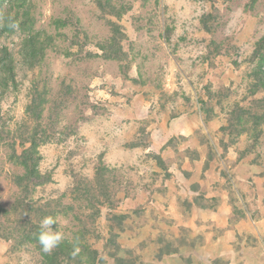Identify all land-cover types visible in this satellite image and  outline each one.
<instances>
[{
    "label": "rangeland",
    "instance_id": "obj_1",
    "mask_svg": "<svg viewBox=\"0 0 264 264\" xmlns=\"http://www.w3.org/2000/svg\"><path fill=\"white\" fill-rule=\"evenodd\" d=\"M98 4L0 0L6 14L28 13L23 27L30 30L9 36L7 30L0 37V49L12 48L17 70L9 87H0V264H44L35 246L16 243L21 228L10 235L18 191L13 179L20 171L10 160V140L24 128L35 86L49 99L43 119L50 144L42 151L56 181L44 194L57 196L87 183L102 163L114 169L112 205L95 204L101 209L95 220L92 210L76 208L86 227L74 211L60 219L70 236L87 233L99 250L95 264H167V255L181 246L187 248L184 261L191 260L202 235L171 228L167 208L150 207L157 196L166 201L170 171L178 180L185 156L207 157L212 186L230 190L233 220L247 214L245 204L254 199L253 190L242 188L254 186L249 170L264 175L263 121L250 124V132L227 128L228 112L242 99L251 111L264 112L254 102L264 92L254 94L252 81L257 43L264 37V0H108L104 9ZM119 31L124 38L117 54L111 38ZM33 34L39 53L43 46L45 51L38 64L24 60V41ZM194 114L200 116L195 139L174 135V124ZM169 145L174 156L164 160ZM184 195L179 205L187 211ZM218 195L209 194L207 203L216 205ZM249 211L257 217V208Z\"/></svg>",
    "mask_w": 264,
    "mask_h": 264
},
{
    "label": "trees",
    "instance_id": "obj_2",
    "mask_svg": "<svg viewBox=\"0 0 264 264\" xmlns=\"http://www.w3.org/2000/svg\"><path fill=\"white\" fill-rule=\"evenodd\" d=\"M9 5H13L7 1ZM108 0H98V5L104 9V3ZM24 4V3H23ZM13 6L16 5V1ZM6 9L2 5L0 7V37L5 36L8 31V36L14 34L22 28L26 23V13H17L15 15L6 14ZM119 16L120 13H114ZM117 26V24L113 23ZM119 26V25H118ZM5 34V35H4ZM30 34V33H29ZM31 39H25L24 49L25 62L35 58L36 64L40 63L44 57V46L39 53L37 45L40 44L38 37L33 34ZM124 38L123 32L119 31L111 38L112 47L115 52H121V42ZM29 42V43H28ZM41 49V48H40ZM106 48L103 47V50ZM42 56V57H41ZM255 57L258 58V64L253 75L254 94L260 91L264 92V37L257 43ZM14 53L12 48L5 45L0 49V87H9V79H15L17 70L13 65ZM4 73L5 75H2ZM246 99L240 100V104H236L231 108L229 117V125L227 128L240 126L241 132H250L254 129L250 124H256V120H261L264 123V112L257 113L250 110V103H245ZM258 105H264V97L255 99ZM49 104L39 87L35 86L30 97L29 103L26 105L25 116L23 118L24 128L14 130L16 134L10 140L12 153L10 160L20 170L14 175V183L18 187L13 204L10 208V214L14 215L13 231L10 232L11 237L15 236L16 230H23L21 235L15 237L16 243L24 247L35 246L39 252L44 264H95L96 256L99 250L90 244V239L84 232H76L70 239H66L62 244L55 248L51 253H44L38 243V234L40 232L39 222L46 216L59 217V220L68 217L70 212L74 211V217L82 221L84 227L87 222L83 221V217L77 213L79 210L89 209L91 216L94 218L100 215L101 209L99 206H110L113 203L112 195L114 190H111L112 182L110 181L114 169L105 163L99 165L96 176L92 180L82 182L70 190L60 192L57 196L45 195L46 189L55 181L51 172H48L44 167V154L42 148L50 144L49 131L44 125V116ZM8 135L12 134L9 130ZM0 138L3 139V134L0 133ZM95 182V183H94ZM99 204V206H95ZM80 206V207H79ZM98 207V208H97ZM76 208L79 210L76 211ZM90 214V213H87ZM20 216V217H18ZM23 223V224H22ZM55 227V226H54ZM9 235V236H10ZM8 236V238H10ZM71 241V242H70ZM74 245L80 248V252L73 256ZM119 259H121L119 257ZM116 257V260H119Z\"/></svg>",
    "mask_w": 264,
    "mask_h": 264
},
{
    "label": "crops",
    "instance_id": "obj_3",
    "mask_svg": "<svg viewBox=\"0 0 264 264\" xmlns=\"http://www.w3.org/2000/svg\"><path fill=\"white\" fill-rule=\"evenodd\" d=\"M200 123L198 114L183 117L174 126V135H183L190 142L195 139V127ZM157 122L154 123V127ZM165 129L168 127L165 124ZM172 146H168L162 153L164 160L172 159L174 155L169 152ZM174 149V148H173ZM167 152V153H166ZM172 156V157H171ZM207 157L200 154L195 158L184 157L181 174L178 180L174 171L168 179L170 183L166 201H161L157 197L152 200L156 205L167 208L170 214V227L180 229V227L190 228L194 235H202L200 242L196 244L191 255V260L184 261L187 255V248L181 246L178 250L172 251L166 260L167 264H264V175H256L254 171L248 173L249 180L254 182V186L246 185L245 192H255L254 199L245 204L247 211L245 215L233 220V205L228 187L212 186L210 179L212 170L207 167ZM222 176V172L217 171V176ZM217 178L215 182L220 181ZM211 185V187L209 186ZM218 192L219 202L216 205H209V194ZM157 193V192H156ZM189 198V210L185 211L179 205V198ZM257 194V195H256ZM161 208V207H160ZM257 208V217L252 216L249 209ZM179 236V235H178ZM128 239V238H126Z\"/></svg>",
    "mask_w": 264,
    "mask_h": 264
},
{
    "label": "clouds",
    "instance_id": "obj_4",
    "mask_svg": "<svg viewBox=\"0 0 264 264\" xmlns=\"http://www.w3.org/2000/svg\"><path fill=\"white\" fill-rule=\"evenodd\" d=\"M55 226V227H54ZM40 232L38 243L44 253H51L66 239H70V234L64 230L59 217L46 216L39 222ZM71 242V241H70ZM80 252V248L74 245L73 256Z\"/></svg>",
    "mask_w": 264,
    "mask_h": 264
}]
</instances>
